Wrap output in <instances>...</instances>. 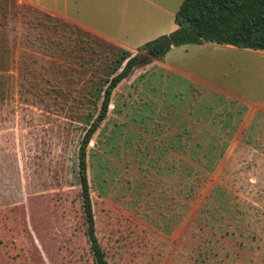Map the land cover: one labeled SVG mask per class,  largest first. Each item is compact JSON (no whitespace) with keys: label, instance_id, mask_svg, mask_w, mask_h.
<instances>
[{"label":"rangeland","instance_id":"rangeland-1","mask_svg":"<svg viewBox=\"0 0 264 264\" xmlns=\"http://www.w3.org/2000/svg\"><path fill=\"white\" fill-rule=\"evenodd\" d=\"M78 35L0 0V264H94L78 152L102 82ZM134 54L86 151L108 264H264V115L249 106L264 103V59L235 58L216 90ZM220 188L238 230L227 215L211 228L228 211Z\"/></svg>","mask_w":264,"mask_h":264},{"label":"trees","instance_id":"trees-1","mask_svg":"<svg viewBox=\"0 0 264 264\" xmlns=\"http://www.w3.org/2000/svg\"><path fill=\"white\" fill-rule=\"evenodd\" d=\"M27 5L34 9V12L44 17L61 20L63 24L77 31L78 43L86 41L87 44H91L88 48L82 47V54L88 52L90 48L93 50L88 60L81 57V61L92 73H100L102 83H93L88 97V108L91 111L86 115L88 126L79 146L78 179L82 213L93 262L108 264L95 234L90 185L87 179L86 151L93 135L101 128L107 117L113 91L144 57L143 54H134V52H145L155 61H162L171 48L203 43L264 51V0H184L174 16L176 29L145 43L135 51L124 49L62 18ZM35 24L37 27L44 26L50 29L47 23L44 25L36 20ZM95 46L99 49H95ZM220 190L218 197L228 211L224 214L222 212L219 217L220 223L216 226L212 225L211 228L222 230L226 226L223 218L227 215V219L238 230L239 217L243 220L245 214L238 211L237 205L233 203L235 197L232 198L229 191L222 188Z\"/></svg>","mask_w":264,"mask_h":264},{"label":"crops","instance_id":"crops-1","mask_svg":"<svg viewBox=\"0 0 264 264\" xmlns=\"http://www.w3.org/2000/svg\"><path fill=\"white\" fill-rule=\"evenodd\" d=\"M18 1L62 18L124 49L135 51L176 29L174 16L184 0ZM244 56L264 59V51L203 43L171 48L162 61L154 62H158L164 71L220 90L217 85L235 68V58ZM249 106L264 115V103Z\"/></svg>","mask_w":264,"mask_h":264}]
</instances>
